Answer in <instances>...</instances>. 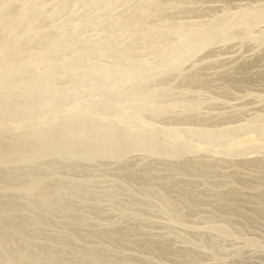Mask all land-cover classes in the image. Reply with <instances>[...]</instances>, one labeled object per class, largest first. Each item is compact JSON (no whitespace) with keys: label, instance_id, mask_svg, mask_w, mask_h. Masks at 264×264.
I'll return each mask as SVG.
<instances>
[{"label":"rangeland","instance_id":"374dc122","mask_svg":"<svg viewBox=\"0 0 264 264\" xmlns=\"http://www.w3.org/2000/svg\"><path fill=\"white\" fill-rule=\"evenodd\" d=\"M33 1L46 12L58 8L45 26L62 25L71 36L54 55L57 101L67 104L53 106L48 120L79 114L83 122L68 130L88 137L75 146H94L60 154L67 132L59 127L44 142L45 158L0 159V264H264V136L257 135L264 133V14L251 15L264 12V0ZM139 9L152 40L133 44L135 61L116 66L100 52L84 54L111 34L125 45L126 20ZM135 66L146 89L157 90L159 113L135 118L134 105L120 109L129 97L119 100L116 90L135 84ZM88 79L97 80L68 95ZM119 120L139 130L123 132L119 144L125 134L152 138L104 156L113 142L94 143L91 128ZM227 134L253 141L238 153ZM13 135L0 130V158ZM206 135L224 139L200 148L197 137ZM177 137L188 145L153 154L151 145Z\"/></svg>","mask_w":264,"mask_h":264},{"label":"bare ground","instance_id":"6f19581e","mask_svg":"<svg viewBox=\"0 0 264 264\" xmlns=\"http://www.w3.org/2000/svg\"><path fill=\"white\" fill-rule=\"evenodd\" d=\"M57 12H59L58 8L46 12L43 4H38L33 0H0V130L3 135L15 134L1 154L2 162H21L27 158H45L48 147L44 142L54 129L58 130L59 127L67 132V140L59 150L60 154L71 155L78 151L88 153L93 149L94 145L92 144H86L81 150L76 148L75 141L86 140L88 137L82 128L70 132L68 130L77 122H83L82 118L84 117L76 113L69 117L67 122L48 120L53 106L63 108L67 104V100L60 103L57 101L58 93L54 87V80L60 75L54 55L65 50V45L70 42L71 36L62 32V25L46 27V22ZM144 14L145 12L139 9L126 20L124 30L130 32V37L125 45L118 42L117 35L111 34L101 45H91L84 49V54L100 52L111 57L116 66L128 61H135L136 54L132 48L133 44L143 39L147 42L152 40L149 29L140 21ZM263 14V11L254 12L251 14L253 15L252 21L262 17ZM50 29L53 30V34L48 35ZM200 38L203 37L195 35L193 40L200 42ZM51 48L52 51H50ZM133 71L135 84L130 89L122 87L116 90L119 100L125 96L129 97L128 101L122 102L120 109L126 111L134 105L135 118L145 109H150L153 113L162 111L163 109L156 99V97L158 98L157 90L146 89L149 80L142 75L144 70L135 66ZM94 72L93 78L101 75V72H97V70ZM129 75L128 73L125 76L128 78ZM97 79L104 80L105 78ZM97 79H88V83H78L77 86L69 90L68 95L74 94V90L83 86L90 88ZM14 92H17L16 101L11 99ZM31 115L32 117H30ZM121 125H123L122 121L119 120L118 125L109 126L108 122L102 121L92 126L94 143L106 140L113 142L102 155L108 156L112 150H119L126 145H144L147 140L152 138V134L149 132L140 133L133 141L128 134L133 133V129L138 132V128L127 130ZM25 128L28 129L27 132ZM123 132L128 133L125 134L127 140H122L119 144L118 141L121 140ZM257 135L264 136V133L258 130ZM197 138L201 140L200 148L209 145L216 146L224 139V137L210 135ZM226 138H228V144L238 153L242 151L245 144L248 145L253 141V137L250 135L238 141L229 134ZM19 142L25 146L17 153L15 146ZM38 142L42 144V147L35 149ZM180 144L188 145V141L183 137H177L171 144H156L151 147L153 154L172 155L174 148ZM34 190V186H32L30 193L32 194ZM23 261L27 262L30 259L23 258Z\"/></svg>","mask_w":264,"mask_h":264}]
</instances>
